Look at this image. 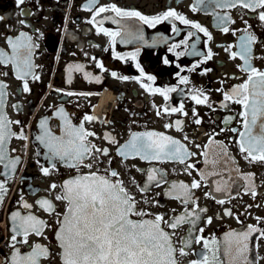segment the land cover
Returning <instances> with one entry per match:
<instances>
[{
  "label": "flooded vegetation",
  "instance_id": "obj_1",
  "mask_svg": "<svg viewBox=\"0 0 264 264\" xmlns=\"http://www.w3.org/2000/svg\"><path fill=\"white\" fill-rule=\"evenodd\" d=\"M112 5L147 17L172 10L190 23L169 17L150 26L138 17H117L111 11L95 16L100 7ZM261 12L264 8L252 11L241 4H225V0H219V5L214 0L202 4L198 0H96L94 5L91 0H24L22 4L0 0V49L11 54L7 41L19 38L21 33L31 37L36 46L31 74L25 77L29 91L23 90L25 81L17 78L13 64H0V84L5 86L0 115L7 118L8 128L14 133L4 146L7 159L0 162V183L6 189L0 203V264H11L16 249L26 255L35 244L49 250L40 264H63L57 240L61 226L58 220L63 219L68 205L56 196L63 194L65 181L90 173L122 182L134 197L136 208L146 213L133 215V219L163 217L161 227L171 235L177 264H190L204 255H208L210 264H228L224 238L229 233L246 232L249 226L264 231V160L246 159L247 153L241 152L243 107L224 99L225 93L245 83L250 74L241 71L245 64L241 59L242 37L255 38L249 63L264 72ZM193 24H199L209 35ZM225 27L227 32L223 31ZM101 29L121 35L113 43ZM232 53H237L235 58ZM101 63L103 68L98 67ZM149 76L155 79L148 80ZM94 77H100V82ZM182 78L187 82L181 83ZM142 84L175 91L168 92L166 100ZM198 93L200 99L207 97L206 103L197 104L192 99ZM173 108L178 111L172 112ZM61 109L72 125L83 124L88 132L95 133L87 137L95 147L84 162L91 168L81 165L77 169L59 158H50L42 139H38L45 135L41 127L44 120L48 132L57 137L64 135V121L57 115ZM85 116L98 119L89 122ZM177 121H181L179 129ZM146 132L171 137L194 155L183 163L118 155V149L131 140L132 134ZM106 134L116 142L105 139ZM96 149H107L108 154L102 155ZM205 152L209 163L205 162ZM17 159L14 170L5 168L8 160ZM43 168L49 169L48 175ZM153 168L157 169L154 175L158 186L156 181L148 182ZM112 171L119 175L111 177ZM194 181L200 186L190 188L191 198L185 203L179 185L190 187ZM173 184L177 185L175 191ZM178 195L180 198H174ZM42 199L51 201L55 211H44L38 204ZM25 203L31 207L25 208ZM16 212L44 220L43 235L30 234L27 243L21 242L22 236L13 241L10 217ZM182 215L185 220L175 229L167 226L166 222H175ZM205 241L213 251L219 249L215 258L205 249ZM181 248L186 255L180 253ZM245 256L249 264H264V236L259 231L250 235Z\"/></svg>",
  "mask_w": 264,
  "mask_h": 264
},
{
  "label": "snow or ice",
  "instance_id": "obj_2",
  "mask_svg": "<svg viewBox=\"0 0 264 264\" xmlns=\"http://www.w3.org/2000/svg\"><path fill=\"white\" fill-rule=\"evenodd\" d=\"M24 0H18V3H23ZM219 5V0H214ZM96 0H91V4H95ZM198 3H204V0H198ZM241 4L245 8L255 11L257 8H264V0H225V4ZM197 8L193 5V11ZM114 12L117 17H138L139 20L145 24L154 26L162 20L169 17L180 20L184 24L190 23L185 17L177 14L175 11L169 10L161 16L147 17L141 15L136 11H125L115 5L111 7H100L96 10L95 16H99L104 12ZM95 16L93 21L95 22ZM261 20H264V12L260 13ZM2 19V18H0ZM118 22V21H113ZM194 28L209 35L207 30L202 28L199 24H193ZM105 35L112 38L113 43L115 38L120 36V32H109L107 29H101ZM227 32V27L223 28ZM191 35V34H190ZM142 38V37H141ZM251 35L241 38V59L245 61L241 71L250 73L248 80L240 85L235 86L231 93H225V101H232L241 104L243 112L241 115L244 117V132L240 133L241 140L239 147L241 152L247 153L246 159L251 157L252 160H264V72L251 66L249 63V53L251 52V44L254 41ZM8 44L11 47V54L0 49V64H13L16 70L18 79L24 80L23 90L29 91L27 80L25 77L31 74L33 68L32 54L33 49L36 47L31 42V37L25 33H21L20 37L13 40L8 39ZM124 42V41H122ZM237 53H232L235 58ZM212 56L211 51L208 52V58ZM123 59V57H118ZM135 59V54L132 57ZM167 63V61H165ZM98 67L103 68V64H98ZM139 68V64L136 65ZM81 68V66H77ZM82 70V69H81ZM71 71V67L69 69ZM143 75V69H140ZM115 77L117 73L113 72ZM86 78L89 74L85 73ZM256 77V79H254ZM38 79V77H34ZM123 80L129 79L128 77H120ZM97 83L100 82V77H94ZM148 80H154L152 76L147 77ZM71 79L69 78V83ZM186 78L181 79V83H186ZM252 86L251 88L249 86ZM5 86L0 84V108L3 107L4 92L2 89ZM142 87L149 89L153 92H159L161 95L168 99L167 93L175 91V89H151L148 84H142ZM72 95V93H69ZM81 95H84L81 93ZM90 95V94H88ZM200 93L192 97L197 104L207 102V97L200 99ZM169 109L165 107L164 111ZM172 112L178 109H171ZM159 115V112L157 113ZM58 116L64 121V135L54 136L47 131V120L41 122V127L45 129V135L42 139L45 147L48 149L49 157L52 159L59 158L65 162L69 167L79 168L81 165L91 168V164H85L92 155L94 145L87 142L88 136H94L95 133L88 132L83 124L74 126L64 114L63 109L58 113ZM186 115V113H185ZM98 119L94 116H85V120L92 121ZM231 119V118H229ZM200 121L197 120L196 123ZM18 123V122H17ZM10 122L3 115H0V162L7 159L5 152V144L8 137L14 135L10 132L8 125ZM178 129L181 121L176 122ZM171 127V125H166ZM258 130V131H254ZM233 131H236L233 129ZM21 138H25L21 136ZM105 139L115 143L114 138L106 134ZM214 143V142H210ZM220 150L226 154L224 146L220 145ZM102 155H107V149H96ZM118 155L127 158L129 156H139L141 159L152 161L162 159H173L183 163L185 158L194 155L188 152L184 145L171 137L164 136L162 133L146 132L139 134H132L131 140L118 149ZM206 163H209L207 157L208 153H204ZM17 160H8L5 168L15 169ZM214 163V161H212ZM188 167H194L189 165ZM45 175L49 174L48 168L42 169ZM157 169L149 170L148 182H157L156 175ZM7 175V173H5ZM119 174L116 171L110 173L111 177H116ZM247 179V178H246ZM200 184L193 182L191 186L181 183L179 188L182 190L184 202L187 203L190 197V188H198ZM63 194L57 195V200L67 201V209L62 220H58L61 225L58 233L57 240L62 249L61 258L63 264H177L175 260L176 249L173 246L171 235L161 227L163 217L157 215L152 220H133L131 217L144 216L146 213L136 208L134 197L128 193L121 181L113 182L107 176H100L96 173L88 175L77 176L73 179L67 180L62 185ZM54 190L56 185H51ZM177 189V185H172V191ZM144 189H142L143 191ZM220 188H217L219 191ZM172 191L168 194L171 196ZM6 192L4 185L0 183V203L3 201V195ZM256 193L253 191L252 193ZM174 198H180L175 196ZM223 203V201H219ZM40 207L47 212H54L55 208L51 201L42 199L38 201ZM25 208H30L31 205L25 203ZM230 215L231 213L228 212ZM259 219V218H258ZM185 220V216L176 218L175 222H166L167 226L175 229L179 223ZM12 231V240L16 241L17 236H22V243L28 242L30 234L38 236L43 235V229L46 227V222L39 219L34 215L20 216L19 212L13 213L10 217ZM211 223V220H209ZM260 232L264 236V231L249 226L246 232L229 233L224 238L225 255L230 257L228 264H249L245 253L248 250V240L252 233ZM213 243H216L213 241ZM187 246V242H186ZM14 247V245H13ZM32 250L26 255H21L19 250L16 249V254L11 258V264H40L42 258H47L49 250L41 244L31 246ZM205 249L213 253L215 252L209 246V242H204ZM182 255H186L184 248L179 249ZM190 264H210L208 255L202 256L198 261H191Z\"/></svg>",
  "mask_w": 264,
  "mask_h": 264
},
{
  "label": "water",
  "instance_id": "obj_3",
  "mask_svg": "<svg viewBox=\"0 0 264 264\" xmlns=\"http://www.w3.org/2000/svg\"><path fill=\"white\" fill-rule=\"evenodd\" d=\"M254 131H258V130H254ZM131 219H133V218L131 217ZM133 220H136V219H133ZM145 220H150V219H145Z\"/></svg>",
  "mask_w": 264,
  "mask_h": 264
}]
</instances>
